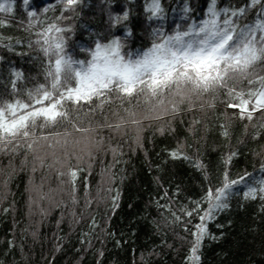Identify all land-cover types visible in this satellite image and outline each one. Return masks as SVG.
<instances>
[{"label": "trees", "instance_id": "trees-1", "mask_svg": "<svg viewBox=\"0 0 264 264\" xmlns=\"http://www.w3.org/2000/svg\"><path fill=\"white\" fill-rule=\"evenodd\" d=\"M151 3L80 0L74 10H67L58 0H29L28 6L15 0L12 13H0L6 20L0 26V96L25 99L28 90L46 82L48 58L36 41L37 33L53 21L69 29L62 33L66 52L74 59H85V49L113 37L122 40L126 52L145 49L154 39V30L171 33L178 24L183 29L199 23L207 18L209 6V0H159L163 11L150 18ZM245 3L218 0L217 6L235 8ZM27 11L36 12V17H28ZM125 13L127 20L122 19ZM255 18L249 12L240 23ZM16 72L22 74L20 79ZM227 100L223 94H209L192 110L183 105L173 118L144 120L139 142L134 127L112 130L101 125L127 118L124 107L147 115L142 98L122 107L113 97L102 110L90 112L92 106L85 105L78 113L73 111L78 126L96 129L93 137L102 141L92 148L91 157L79 147L74 149L71 166L81 169L74 189L67 176L58 175L67 169L48 167L52 157L43 167L37 163L33 171V154L24 147L13 151L9 146L0 152V264H188L191 233L203 212L188 217L184 210L191 211L195 201L206 209L205 192L221 185L225 171L232 179L250 173L248 184L264 177V114L241 119L226 107ZM35 131L41 136L73 129L64 121L55 129ZM81 138L76 133L69 139ZM177 145H183L184 153L204 168L173 159L170 152ZM69 150L73 151L71 146ZM233 152L236 155L226 166L224 159ZM116 190L119 207L113 209L111 197ZM246 190L245 184L236 185L228 207L207 222L209 236L202 242L199 264H264V201L245 200ZM41 193L47 194L44 199Z\"/></svg>", "mask_w": 264, "mask_h": 264}, {"label": "snow or ice", "instance_id": "snow-or-ice-1", "mask_svg": "<svg viewBox=\"0 0 264 264\" xmlns=\"http://www.w3.org/2000/svg\"><path fill=\"white\" fill-rule=\"evenodd\" d=\"M58 2L64 9L74 10L80 0ZM217 2L209 0L207 18L199 23L189 24L183 29L178 24L171 33L163 29L154 30L151 45L135 53L124 51L122 40L113 37L108 43L96 41L94 47L85 49V59H74L66 52V40L62 35L69 29L60 27L55 21L47 24L42 32L37 33L39 39L36 41L48 58L46 82L28 90L25 99L6 100L0 96V152L8 151L9 146L13 151L24 147L26 152L33 154V171L37 163L43 167L50 156L53 163L48 167L60 165L67 169L58 171V175L67 176V183L74 189L81 170L78 166H71L74 149L79 147L81 153L91 157L92 148L102 144L93 137L96 129L78 126L73 119L72 112L78 113L85 105L92 106L89 111L95 112L112 103L113 97L121 102L122 107L125 102L131 105L133 100L139 103L142 98L148 105L147 115L124 107L127 118L119 117L115 124L101 125L112 130L134 127L137 142L144 120L173 118L181 113L183 105L192 110L197 101H202L209 94L226 96V107L235 110L241 119L251 120L257 112L264 114V0H246L243 7L235 8H218ZM14 4L15 0H0V13H12ZM22 4L28 6L29 0H22ZM47 11L49 9L45 8L44 12ZM162 11L159 0H152L150 18ZM189 11L186 6L184 12ZM249 12H253L256 18L251 23L241 24L240 20ZM26 14L30 18L37 15L34 11ZM64 18L61 16L59 19ZM122 19L127 20V13ZM116 21L121 22V18L117 17ZM5 23L6 20L0 18V26ZM15 76L20 79L22 74L16 72ZM12 89L16 93L15 81ZM200 107L203 108L204 104L201 103ZM64 121L72 125V132L36 134L38 128L55 129ZM160 131L163 133L164 129ZM76 133L82 138L69 139ZM227 134L225 131L224 135ZM40 141L45 143L42 145ZM70 146L73 151L69 150ZM42 149L45 150L44 155L39 154ZM235 155L233 152L225 157L226 166ZM170 156L187 160L199 169L204 168L202 163L184 153L183 145H177ZM249 179L250 173L232 179L225 171L221 185L206 190L203 197L208 205L206 209L201 208L200 201H195L191 211L184 210L188 217L203 212V215H198L199 223L194 225L191 233L193 239L188 264H199L202 242L209 236L207 222L214 219L218 211L228 207L227 199L236 185H246L245 200L264 201V177L254 184H248ZM46 195L41 193L40 198L44 199ZM111 201L113 209L119 207L118 190ZM210 238L216 239L214 236Z\"/></svg>", "mask_w": 264, "mask_h": 264}]
</instances>
